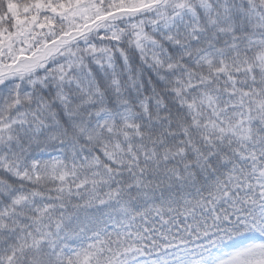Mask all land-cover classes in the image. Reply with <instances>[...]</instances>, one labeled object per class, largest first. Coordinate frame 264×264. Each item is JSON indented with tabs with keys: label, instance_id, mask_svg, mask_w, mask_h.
Returning <instances> with one entry per match:
<instances>
[{
	"label": "snow or ice",
	"instance_id": "snow-or-ice-1",
	"mask_svg": "<svg viewBox=\"0 0 264 264\" xmlns=\"http://www.w3.org/2000/svg\"><path fill=\"white\" fill-rule=\"evenodd\" d=\"M0 264H264V0H0Z\"/></svg>",
	"mask_w": 264,
	"mask_h": 264
}]
</instances>
